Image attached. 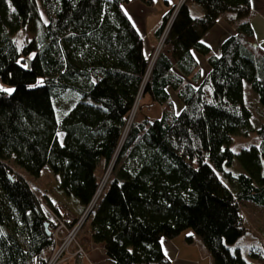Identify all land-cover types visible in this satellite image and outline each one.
Returning a JSON list of instances; mask_svg holds the SVG:
<instances>
[{
    "label": "trees",
    "instance_id": "16d2710c",
    "mask_svg": "<svg viewBox=\"0 0 264 264\" xmlns=\"http://www.w3.org/2000/svg\"><path fill=\"white\" fill-rule=\"evenodd\" d=\"M125 2L0 0V88L15 89L0 90V264H48L55 248V224L27 177L46 167L58 177L43 202L74 215L71 229L96 195L100 166L112 169L87 221L112 264H172L162 244L188 230L213 264H264L262 249L248 261L229 247L249 232L241 201L264 208V123L255 126L244 89L264 106L251 0H185L172 18L173 7L155 32L170 22L151 67ZM218 18L237 30L214 54L202 39ZM27 28L34 37L23 44ZM194 51L210 69L199 84ZM140 92L162 115L126 130ZM249 134L257 143L235 153V138Z\"/></svg>",
    "mask_w": 264,
    "mask_h": 264
},
{
    "label": "rangeland",
    "instance_id": "374dc122",
    "mask_svg": "<svg viewBox=\"0 0 264 264\" xmlns=\"http://www.w3.org/2000/svg\"><path fill=\"white\" fill-rule=\"evenodd\" d=\"M159 1L162 0H157V3H159ZM180 2L181 0H179V3ZM179 3L177 5H179ZM175 12L173 13V15L175 14ZM22 35H23V39L21 40V42L23 44L24 43L26 44L34 37V32L30 28H27ZM158 39L156 40L153 51H155V49L157 48L159 41L161 42V40ZM244 89H245V101L247 103L250 102V104L253 103V108H256L257 105L256 94H254L251 91V89L249 88V86L246 85V83L244 84ZM136 100L137 103H135L134 108L131 112V115L129 117V122L127 123L126 126V130L128 128V125H130L132 121L134 120L141 121L144 117L143 115H147L150 118H158L162 115V107H160V105H158L157 103L153 102L149 95L143 97L142 92H140ZM173 104H174L173 105L174 110L178 112L180 109L179 106H177L178 100H174ZM255 116H256V120L254 124L255 126L258 127V121L263 117V115L261 113H257ZM256 143H257V139L253 134H249L246 137L243 135H238V137L235 138L231 148L235 153H238L243 148H248ZM111 169L112 167H109L107 168V170L103 171V168L100 167L98 171V175L101 177L100 185H99L100 188L102 187L103 182L108 181L110 177ZM236 169L238 170L239 167H237ZM56 178L58 179V177L55 176L50 171L49 167H46L43 169L40 179L35 180L31 177H27V180L30 186L32 187V189L34 190L35 194L37 195V197H40L42 203H44L43 200L47 196V187H49L53 182H55ZM241 208H242L244 223L249 232L246 233L236 243L230 245L229 247L232 252H234L236 248H239L242 255L249 261L248 252L251 249L257 248V249H262L264 251V239L262 237V233L264 232V208L256 206L252 202L243 201V200L241 201ZM59 210H61L62 213L65 212V209H63L61 206ZM72 217H73L72 215L70 217L66 216L68 221H70ZM75 229H76L75 233L77 232L78 233L76 237L72 239L73 242L70 244H68L67 239L65 237V235L67 234L66 230L64 229L61 230L57 235L56 233L58 231L55 232L54 238L56 237L55 240L57 245L54 248V251L52 253V256L48 264H95V262L91 258V254L94 248L97 246L92 241L86 242L87 239L89 240L90 238L91 230L89 227V222L86 219H82L79 225L77 226V228ZM189 235H192L195 238L196 244L194 245L195 248L194 251L196 252V254H199L197 245H200L199 247H202V249H204V246L202 245L200 239L193 234L192 230L185 231L183 234L179 236L178 239L185 240V236H189ZM61 253L63 254L60 256ZM205 253L207 257H210V255L207 252ZM180 264H196V263L184 261V262H180ZM203 264H206V261Z\"/></svg>",
    "mask_w": 264,
    "mask_h": 264
},
{
    "label": "crops",
    "instance_id": "0c3cea01",
    "mask_svg": "<svg viewBox=\"0 0 264 264\" xmlns=\"http://www.w3.org/2000/svg\"><path fill=\"white\" fill-rule=\"evenodd\" d=\"M178 3L179 0H162L159 1V3H157V0H152V4L148 5L141 0H127V2L122 4L123 12L142 39L143 50L146 57L150 56L154 50L157 40L155 32L163 16L173 7H177ZM189 10L192 16H203V10L198 7V5H190ZM247 22L253 30L256 43L264 50V0H251V12L247 17ZM236 30V26L230 25L222 18H218L215 26L206 33L202 41L210 47L214 54H219L224 40L235 35ZM193 55L198 63L201 74V80L197 83L199 84L207 76L210 69L204 56L195 51ZM168 93L172 103H174V100H178L177 94L171 89H168ZM256 104V108H253V122L256 120L255 115L261 113L263 117L258 121V126H260L264 123V106L259 105L257 102ZM177 106H179L180 109L183 107L179 100ZM178 238L179 237L171 241L163 242L162 244L163 252L172 264H180V262L184 261L194 262L196 264H203L206 261V264H213L211 257H207L205 253L206 250L199 247L200 245H197L199 254H196L194 251V245L196 244L195 238H193L191 244H187L185 240ZM89 241L93 242L91 231L90 238L89 240L87 239L86 242ZM95 244L97 247L94 248L91 254V258L95 264H112L106 256L104 244Z\"/></svg>",
    "mask_w": 264,
    "mask_h": 264
},
{
    "label": "built area",
    "instance_id": "2783aa9c",
    "mask_svg": "<svg viewBox=\"0 0 264 264\" xmlns=\"http://www.w3.org/2000/svg\"><path fill=\"white\" fill-rule=\"evenodd\" d=\"M185 2V0H181V2L179 3V5H177V7L175 8V11L178 10V8ZM174 11V12H175ZM176 13V12H175ZM175 15V14H174ZM174 15L172 16V18L174 17ZM169 26H170V22L169 24L166 26L162 36L159 38L161 40V42L159 41V44L157 45V48L155 49V51L152 52L151 56H150V67L153 65L154 61L156 60L158 54L160 53L163 45H164V41H165V38L167 36V33H168V30H169ZM158 39V40H159ZM137 103V101H136ZM130 125H128L129 127ZM128 129V128H127ZM107 180V179H106ZM107 182V181H106ZM106 182H103L102 184V187L98 188L97 192H96V195L95 197L93 198L92 202L90 203L89 207L85 210V212L82 214V216L76 221L75 225L69 229L67 227V224L70 223V222H73L75 217L74 215L68 213L67 211H65L64 213H62L61 210H59L61 216H57V215H54L53 213L50 212V210L47 208V205L45 203H42V205L44 206V208L49 212L50 214V219L52 220V222L55 224V230H54V236H55V232L58 231L56 233V235L61 231V230H66L67 234L65 235L66 239H67V242L68 244L72 243V239H74V237H76L77 233H75V228H77V226L79 225L80 221L82 219H86L88 218L89 216V213L90 211L92 210V208L94 207L96 201L99 199V197L105 192V188H106ZM73 216L72 219L70 221L67 220L66 216L70 217V216ZM79 229V228H78ZM71 232V233H70ZM56 238V237H55ZM54 238V239H55ZM65 239V240H66ZM69 239V240H68ZM75 242V241H74ZM56 240H55V246H56ZM63 253L60 254V256L62 255ZM59 256V258H60Z\"/></svg>",
    "mask_w": 264,
    "mask_h": 264
},
{
    "label": "water",
    "instance_id": "95a60500",
    "mask_svg": "<svg viewBox=\"0 0 264 264\" xmlns=\"http://www.w3.org/2000/svg\"><path fill=\"white\" fill-rule=\"evenodd\" d=\"M45 229L47 231V234L50 235L51 231L49 230V224L48 223L45 224Z\"/></svg>",
    "mask_w": 264,
    "mask_h": 264
},
{
    "label": "snow or ice",
    "instance_id": "6c2138e0",
    "mask_svg": "<svg viewBox=\"0 0 264 264\" xmlns=\"http://www.w3.org/2000/svg\"><path fill=\"white\" fill-rule=\"evenodd\" d=\"M0 90L7 91L9 94L15 91V89H3V88H0Z\"/></svg>",
    "mask_w": 264,
    "mask_h": 264
}]
</instances>
